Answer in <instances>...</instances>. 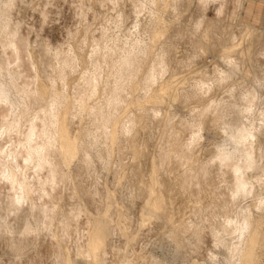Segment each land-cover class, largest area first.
<instances>
[{"label":"clouds","instance_id":"9594fccd","mask_svg":"<svg viewBox=\"0 0 264 264\" xmlns=\"http://www.w3.org/2000/svg\"><path fill=\"white\" fill-rule=\"evenodd\" d=\"M0 264H264V0H0Z\"/></svg>","mask_w":264,"mask_h":264}]
</instances>
